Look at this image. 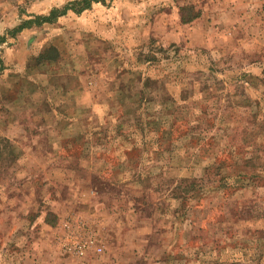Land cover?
Listing matches in <instances>:
<instances>
[{
  "label": "rangeland",
  "instance_id": "rangeland-1",
  "mask_svg": "<svg viewBox=\"0 0 264 264\" xmlns=\"http://www.w3.org/2000/svg\"><path fill=\"white\" fill-rule=\"evenodd\" d=\"M76 1L0 0V264H264V0Z\"/></svg>",
  "mask_w": 264,
  "mask_h": 264
},
{
  "label": "trees",
  "instance_id": "trees-1",
  "mask_svg": "<svg viewBox=\"0 0 264 264\" xmlns=\"http://www.w3.org/2000/svg\"><path fill=\"white\" fill-rule=\"evenodd\" d=\"M99 0H80V1H76V2H74V3H72V5H81V8H80V10H82V9H86L88 6H89V3L90 2H98ZM72 5H71V7H72ZM66 9V8H65ZM55 13V11L53 10V11H51L50 12V14H51V16H53V14ZM48 18H46V17H43V18H41V21H44V20H47Z\"/></svg>",
  "mask_w": 264,
  "mask_h": 264
}]
</instances>
